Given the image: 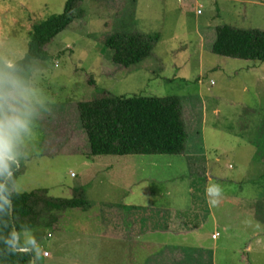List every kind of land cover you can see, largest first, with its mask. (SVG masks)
Listing matches in <instances>:
<instances>
[{
  "label": "rangeland",
  "instance_id": "1",
  "mask_svg": "<svg viewBox=\"0 0 264 264\" xmlns=\"http://www.w3.org/2000/svg\"><path fill=\"white\" fill-rule=\"evenodd\" d=\"M65 1L0 0V59L21 60L33 27ZM77 10L47 46L49 60L34 63L24 101L32 131L21 133L15 190L47 189L43 197L52 200L71 197L78 186L90 206L38 205L37 226L20 236L34 251L33 264H146L167 247L207 264H264V62L212 52L220 22L264 31V0H82ZM118 33L157 34L159 41L149 58L126 69L105 47ZM104 92L180 98L201 166L221 179L207 184L202 174L190 176L185 153L89 155L76 105ZM206 184L212 213L198 234H124L129 225L114 217L135 200L157 207L191 198L205 211L198 194ZM190 185L197 194L188 193Z\"/></svg>",
  "mask_w": 264,
  "mask_h": 264
},
{
  "label": "trees",
  "instance_id": "2",
  "mask_svg": "<svg viewBox=\"0 0 264 264\" xmlns=\"http://www.w3.org/2000/svg\"><path fill=\"white\" fill-rule=\"evenodd\" d=\"M81 1L66 0L61 12L35 25L28 50L21 60L9 65L0 59V77L15 78L28 88L34 63L49 60L47 46L78 18L81 11L76 12V7ZM215 31L216 39L212 47L215 55L264 62V31L240 29L226 23L217 26ZM158 41L157 34L118 33L106 40L105 47L113 51L115 63L127 69L149 58ZM9 90L5 86V91ZM7 103L10 104V99ZM76 111L91 156L177 155L186 153V144L190 146L191 143L184 123L182 100L175 96H116L104 92L100 98L77 103ZM18 172H15L14 182ZM43 192L48 190H15V216L8 217L6 211L0 210V264H32L35 257L33 250L31 254L23 251L17 254L5 241L12 238L11 228L15 224L18 242L24 245L20 236L37 226L36 220L40 217L37 207L40 203L58 210L89 207V201L78 186L69 198L51 200L43 197ZM262 209L264 213V198ZM23 249L27 248L20 250Z\"/></svg>",
  "mask_w": 264,
  "mask_h": 264
},
{
  "label": "crops",
  "instance_id": "3",
  "mask_svg": "<svg viewBox=\"0 0 264 264\" xmlns=\"http://www.w3.org/2000/svg\"><path fill=\"white\" fill-rule=\"evenodd\" d=\"M220 25H224V23L220 22ZM226 25H229V23H226ZM215 39L216 31L212 44H214ZM192 144L190 143L189 146V149L191 150H187V152L185 153L187 172L190 176H199L200 174H202V176L198 179L201 180L206 178L208 184L214 181L217 176L209 174L207 166H201V160H199L196 156V151L198 149L197 143L193 144V146ZM217 179L221 178H216L215 181H217ZM193 182L194 181H192V183ZM207 184L205 186L204 192L198 194L199 197L207 202L205 211H202L200 208L202 203L204 202L200 201L196 207L194 201H192L191 198H189L188 200L182 199L180 202L174 204L164 205V203H162V205L157 207L150 202L146 203L144 201H140L141 203H138L135 200L128 205L129 209L125 211L122 208L115 209L114 217H116L120 223H127L129 225L125 229V231H122V233L124 234H133L132 230H137L138 232H141L139 230H144V232H147V234H198L199 231L205 228L208 217L212 213L211 208L208 204V199L210 198L207 191V187L209 185L207 186ZM188 193L197 194V192L192 190L191 185L189 186ZM231 197L232 196L229 197V201ZM143 205L156 209L159 207V212L153 213L152 210L147 211L142 207ZM196 223H199L202 226L198 227L195 225ZM213 234H217V232ZM216 238L217 237L215 235L212 236L213 240L218 239ZM154 251L155 253L149 255V257L147 258L146 264H207L204 261H201L200 257L196 258V254L193 255L192 259L190 260L186 255H183L181 251L179 252L177 250H173L171 247L155 249ZM45 253L47 252L45 251L44 254Z\"/></svg>",
  "mask_w": 264,
  "mask_h": 264
},
{
  "label": "clouds",
  "instance_id": "4",
  "mask_svg": "<svg viewBox=\"0 0 264 264\" xmlns=\"http://www.w3.org/2000/svg\"><path fill=\"white\" fill-rule=\"evenodd\" d=\"M5 86L10 90L5 91ZM9 99L15 101V104H21L22 107L18 109L15 104L7 103ZM27 100H29V92L18 80L12 77L7 79L0 77V210L6 211L8 217L15 216L14 176L15 172L20 169L21 133L32 131L28 126L32 108L29 104L24 103ZM9 112L12 114L9 115ZM11 237L5 241L6 245L17 254L20 253L21 248L29 249V254H31V248L16 240L15 224L11 228Z\"/></svg>",
  "mask_w": 264,
  "mask_h": 264
},
{
  "label": "water",
  "instance_id": "5",
  "mask_svg": "<svg viewBox=\"0 0 264 264\" xmlns=\"http://www.w3.org/2000/svg\"><path fill=\"white\" fill-rule=\"evenodd\" d=\"M16 233H17V232H16ZM16 240L18 241V233H17ZM20 251H23V252H29V249H23V250H20ZM33 262H34V260H33ZM33 262H32V264H33Z\"/></svg>",
  "mask_w": 264,
  "mask_h": 264
},
{
  "label": "built area",
  "instance_id": "6",
  "mask_svg": "<svg viewBox=\"0 0 264 264\" xmlns=\"http://www.w3.org/2000/svg\"><path fill=\"white\" fill-rule=\"evenodd\" d=\"M70 175L71 176H74V173L73 172H70ZM44 256L47 257L48 256V253H45Z\"/></svg>",
  "mask_w": 264,
  "mask_h": 264
}]
</instances>
